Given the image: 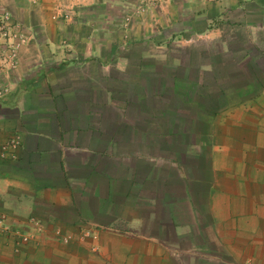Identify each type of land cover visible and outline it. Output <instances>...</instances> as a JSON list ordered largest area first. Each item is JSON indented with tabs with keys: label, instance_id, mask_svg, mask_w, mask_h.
Wrapping results in <instances>:
<instances>
[{
	"label": "crops",
	"instance_id": "obj_1",
	"mask_svg": "<svg viewBox=\"0 0 264 264\" xmlns=\"http://www.w3.org/2000/svg\"><path fill=\"white\" fill-rule=\"evenodd\" d=\"M29 1L0 264H264V0Z\"/></svg>",
	"mask_w": 264,
	"mask_h": 264
},
{
	"label": "rangeland",
	"instance_id": "obj_2",
	"mask_svg": "<svg viewBox=\"0 0 264 264\" xmlns=\"http://www.w3.org/2000/svg\"><path fill=\"white\" fill-rule=\"evenodd\" d=\"M31 6H33V0L29 1V7L27 8V12L31 11ZM23 9V8H22ZM141 10V11H140ZM140 14L142 12V9H140ZM72 7L67 6H58L55 10V14L53 15V20L56 21V17H64V19H69L71 17ZM139 11L136 12L137 15H139ZM5 13H8L9 15V21L6 24L5 28L0 29V44L3 45L2 48H0V64L5 66L10 71H15L18 68L19 63V54L20 51L23 49L24 46H26L28 43L33 41V34L31 33V30H29V27H25L23 23H19V21H15L13 18V14L8 8L0 9V18ZM132 16V15H131ZM132 22V18L130 16L125 18V22L123 27L127 28L128 25H130ZM3 26L2 23H0V27ZM120 35L119 38L121 41L128 40L129 29H119ZM173 30V29H171ZM124 32V33H123ZM19 43V47L17 50V54L14 57V60L12 56L9 54L10 46L11 44Z\"/></svg>",
	"mask_w": 264,
	"mask_h": 264
},
{
	"label": "built area",
	"instance_id": "obj_3",
	"mask_svg": "<svg viewBox=\"0 0 264 264\" xmlns=\"http://www.w3.org/2000/svg\"><path fill=\"white\" fill-rule=\"evenodd\" d=\"M8 21H9V15H8V13H5L0 18V23L3 24V26H1L0 29L5 28ZM19 45H20L19 43H16V44H11V46H10L9 54L12 56L13 60L17 54V50H18ZM18 144H19V142L17 140H12L8 144H6L2 147V152L3 153L6 152L9 148L15 149L18 146ZM31 222L33 223V221H31ZM37 227H38V229H40L39 225H37ZM9 233H12L15 235L20 234L16 231L14 233V231L11 230L10 226L5 222V218L2 215H0V234H9ZM21 238L23 240L26 239V237L22 234H21ZM65 242H67V240Z\"/></svg>",
	"mask_w": 264,
	"mask_h": 264
}]
</instances>
